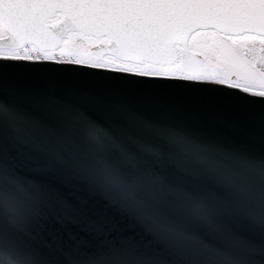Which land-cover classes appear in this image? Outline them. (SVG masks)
I'll list each match as a JSON object with an SVG mask.
<instances>
[{"label":"water","instance_id":"obj_1","mask_svg":"<svg viewBox=\"0 0 264 264\" xmlns=\"http://www.w3.org/2000/svg\"><path fill=\"white\" fill-rule=\"evenodd\" d=\"M88 53L119 58L107 41ZM74 65L0 63V264H86L133 247L157 264H264L261 102L217 88L245 99L238 122L169 103L175 85Z\"/></svg>","mask_w":264,"mask_h":264},{"label":"snow or ice","instance_id":"obj_2","mask_svg":"<svg viewBox=\"0 0 264 264\" xmlns=\"http://www.w3.org/2000/svg\"><path fill=\"white\" fill-rule=\"evenodd\" d=\"M57 29L102 36L118 52L107 64L78 60L74 66L130 77L133 84L175 85L164 88L169 103L243 122L245 99L215 91L232 88L264 106V0H0V45L9 44L0 63H60L22 51L28 44L59 50ZM116 64L127 70L110 66ZM6 79L0 67V82ZM254 86L261 90L253 92ZM73 195L65 190L68 206L88 218L90 209L73 203Z\"/></svg>","mask_w":264,"mask_h":264},{"label":"rangeland","instance_id":"obj_3","mask_svg":"<svg viewBox=\"0 0 264 264\" xmlns=\"http://www.w3.org/2000/svg\"><path fill=\"white\" fill-rule=\"evenodd\" d=\"M94 42V38H89L86 36H72L68 34V36L62 40L60 46L57 48L59 50H56V52H51L49 50L41 51L32 44H28L22 51L26 56L40 57L41 59L54 58V56H57L60 59L74 62L78 60H87L94 63L100 62L107 64V62L117 59L111 55H105L101 59H98L94 56H91L90 54H87L89 46H91ZM78 44H81V46ZM64 49H71V51H64ZM0 54L7 56L8 48H0ZM110 66L120 68L121 70H127L125 65L116 64ZM260 90L261 88L258 86H254L252 88L253 92H258Z\"/></svg>","mask_w":264,"mask_h":264},{"label":"clouds","instance_id":"obj_4","mask_svg":"<svg viewBox=\"0 0 264 264\" xmlns=\"http://www.w3.org/2000/svg\"><path fill=\"white\" fill-rule=\"evenodd\" d=\"M150 195V192H145ZM86 264H157L152 258L138 253L133 247L127 251H115L111 255L102 254L99 258L89 257Z\"/></svg>","mask_w":264,"mask_h":264},{"label":"flooded vegetation","instance_id":"obj_5","mask_svg":"<svg viewBox=\"0 0 264 264\" xmlns=\"http://www.w3.org/2000/svg\"><path fill=\"white\" fill-rule=\"evenodd\" d=\"M68 36V34H66V37ZM95 39V42L89 46L90 47H93V46H96V45H101L103 43L106 42V40L103 38V37H100V38H97V37H93ZM63 40V39H62ZM79 46H81V44H78ZM88 48V49H89ZM87 54H90L91 56H94L95 58H98V59H101L102 57H104L105 55L101 56V57H98L96 53H88V50H87Z\"/></svg>","mask_w":264,"mask_h":264},{"label":"built area","instance_id":"obj_6","mask_svg":"<svg viewBox=\"0 0 264 264\" xmlns=\"http://www.w3.org/2000/svg\"><path fill=\"white\" fill-rule=\"evenodd\" d=\"M54 59L57 60V61H67V60L60 59V58L57 57V56H54Z\"/></svg>","mask_w":264,"mask_h":264}]
</instances>
